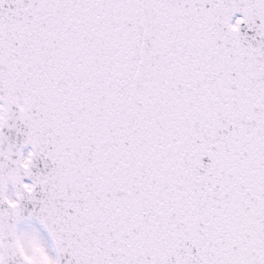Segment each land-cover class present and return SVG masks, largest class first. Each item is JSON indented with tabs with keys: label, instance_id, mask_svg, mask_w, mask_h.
<instances>
[{
	"label": "snow or ice",
	"instance_id": "1",
	"mask_svg": "<svg viewBox=\"0 0 264 264\" xmlns=\"http://www.w3.org/2000/svg\"><path fill=\"white\" fill-rule=\"evenodd\" d=\"M0 264H264V0H0Z\"/></svg>",
	"mask_w": 264,
	"mask_h": 264
}]
</instances>
